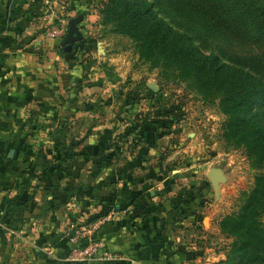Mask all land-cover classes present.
Instances as JSON below:
<instances>
[{"label": "crops", "instance_id": "1", "mask_svg": "<svg viewBox=\"0 0 264 264\" xmlns=\"http://www.w3.org/2000/svg\"><path fill=\"white\" fill-rule=\"evenodd\" d=\"M60 1L0 0V264H70V234L99 220L98 234L114 259L93 264H190L179 232L192 222L193 208L189 218H178L173 194L164 198L159 180L133 173L114 151V128L88 124L84 115L73 122L92 111L68 107L73 95L63 81L54 85L56 121L51 114L58 76L45 30L53 18L44 20L40 10L49 2L61 14ZM56 55L72 61L66 51ZM56 144L62 168L51 171Z\"/></svg>", "mask_w": 264, "mask_h": 264}, {"label": "rangeland", "instance_id": "2", "mask_svg": "<svg viewBox=\"0 0 264 264\" xmlns=\"http://www.w3.org/2000/svg\"><path fill=\"white\" fill-rule=\"evenodd\" d=\"M151 1L165 21L181 31L187 30L204 53H216L226 63L248 70L264 82L263 28L249 23L243 35L205 29L176 12L172 0ZM89 2H59L68 20L83 15L78 24L83 37L66 52L72 61L65 59V63L53 60L64 51L60 41L50 40L53 70L58 76L51 82L50 91L56 100L51 102L55 106L51 114L56 121L55 111L60 104L58 86L54 89V85H62L63 81L68 95H73L72 103L67 101L68 107L82 105L92 111L75 115L73 122L84 115L88 124L114 128V151H121L133 173H144L147 182L159 180L162 188L158 192H164V198L173 194L171 207L181 210L178 218H189L193 208L192 222L185 220L186 228L179 232L181 246L196 253L190 264H228L226 254L233 238L220 232L218 221L238 208L241 193L250 189L255 176L264 175V162L249 156L243 146L224 139L228 115L220 108L218 92L205 91L193 77L175 76L169 67L156 68L140 60L135 42L101 23L104 1ZM147 83L158 87L157 95L149 93ZM255 109L264 114V94ZM133 127L136 128L131 132ZM136 141H143V148H138ZM57 146L51 149L52 163L57 160ZM143 158L145 161L139 162ZM134 163H138L135 169ZM212 167L222 169L225 176L217 192L207 178ZM190 195L194 196L188 201ZM99 229L96 237L102 239Z\"/></svg>", "mask_w": 264, "mask_h": 264}, {"label": "trees", "instance_id": "3", "mask_svg": "<svg viewBox=\"0 0 264 264\" xmlns=\"http://www.w3.org/2000/svg\"><path fill=\"white\" fill-rule=\"evenodd\" d=\"M172 1L176 12L205 29L235 35H243L249 23L264 29V0ZM100 15L101 23L110 26L108 30L135 42L140 60L156 68L169 67L175 76L193 77L205 91L218 92L220 108L228 115L224 139L243 146L249 156L264 162V114L255 109L264 94L260 77L226 63L216 53H204L187 30L173 27L160 16L154 1L105 0ZM148 91L157 95L150 88ZM59 155L49 167L51 171L62 168ZM218 226L222 234L233 238L226 254L228 264H264V175L255 176L250 189L241 193L238 208L222 216ZM188 255L194 257L196 253L189 251Z\"/></svg>", "mask_w": 264, "mask_h": 264}, {"label": "built area", "instance_id": "4", "mask_svg": "<svg viewBox=\"0 0 264 264\" xmlns=\"http://www.w3.org/2000/svg\"><path fill=\"white\" fill-rule=\"evenodd\" d=\"M40 11L44 20L49 16L53 18L45 30V36L49 39H58L64 35L68 27V19L64 12L57 13L49 2H46ZM101 223L102 220H99L89 225H81L73 234H70L69 241L73 246L66 259L70 264H93L100 260L114 259L105 241L96 237V231Z\"/></svg>", "mask_w": 264, "mask_h": 264}, {"label": "water", "instance_id": "5", "mask_svg": "<svg viewBox=\"0 0 264 264\" xmlns=\"http://www.w3.org/2000/svg\"><path fill=\"white\" fill-rule=\"evenodd\" d=\"M82 19L83 15L78 14L68 20V27L66 33L64 35V38L60 42V45L63 47L64 51H71L73 44L81 40L82 32L80 31L78 24L82 21ZM147 86L154 92L158 88L154 83H147ZM207 178L216 192L219 188V183L225 180V176L222 169L215 167L208 169Z\"/></svg>", "mask_w": 264, "mask_h": 264}]
</instances>
